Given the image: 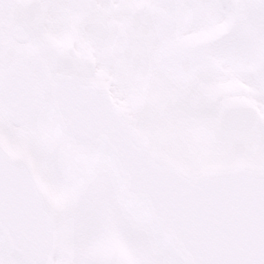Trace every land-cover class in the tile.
I'll use <instances>...</instances> for the list:
<instances>
[{
    "label": "snow or ice",
    "instance_id": "snow-or-ice-1",
    "mask_svg": "<svg viewBox=\"0 0 264 264\" xmlns=\"http://www.w3.org/2000/svg\"><path fill=\"white\" fill-rule=\"evenodd\" d=\"M0 264H264V0H0Z\"/></svg>",
    "mask_w": 264,
    "mask_h": 264
}]
</instances>
